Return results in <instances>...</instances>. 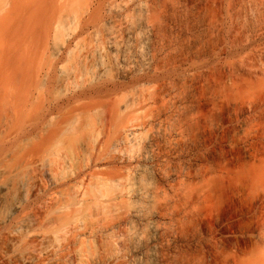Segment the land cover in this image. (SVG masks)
<instances>
[{"label": "bare ground", "instance_id": "1", "mask_svg": "<svg viewBox=\"0 0 264 264\" xmlns=\"http://www.w3.org/2000/svg\"><path fill=\"white\" fill-rule=\"evenodd\" d=\"M223 129L263 145L264 0H0L1 244L264 264V152L231 171ZM235 184L263 193L241 252L219 223Z\"/></svg>", "mask_w": 264, "mask_h": 264}, {"label": "rangeland", "instance_id": "2", "mask_svg": "<svg viewBox=\"0 0 264 264\" xmlns=\"http://www.w3.org/2000/svg\"><path fill=\"white\" fill-rule=\"evenodd\" d=\"M218 136L221 151L231 171L238 170L245 159L248 160L251 157H255L259 151L258 155L264 152V142L262 146L257 145V148L256 145L254 147V144L244 146L245 149L243 146L236 145L227 129L221 130ZM255 149L256 151L253 153ZM262 194L261 196L258 194L257 198L255 196L248 199L239 184H235L226 190L223 206L219 214L220 231L236 245L238 252L245 251L250 246V241L241 234L244 232V224L252 219V204H263L261 200ZM30 213H28V220L32 223L34 222V216ZM46 229V226H42L38 228V231L46 232ZM33 240L28 239L24 242H16L15 240L7 239L4 244H1V242L0 264H70L69 260L58 253L57 241L50 237ZM15 256L19 257L17 262H13Z\"/></svg>", "mask_w": 264, "mask_h": 264}]
</instances>
